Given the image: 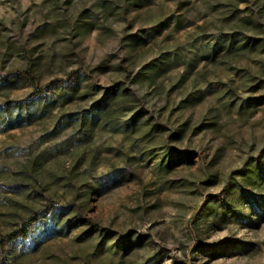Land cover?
I'll return each mask as SVG.
<instances>
[{
    "label": "rangeland",
    "instance_id": "1",
    "mask_svg": "<svg viewBox=\"0 0 264 264\" xmlns=\"http://www.w3.org/2000/svg\"><path fill=\"white\" fill-rule=\"evenodd\" d=\"M66 1L0 0V80L33 58L42 65L40 80L0 90V109L7 99H32L59 82L100 91L49 104L41 116L34 105L31 122L14 112L6 125L0 115V240L34 210L77 206L85 190H97L84 196L85 223L52 236L45 231L15 264H264L262 197L244 203L238 216L197 227L209 200L222 197L233 174L264 151L263 46L201 58L212 33L231 29L229 10L218 4L226 0H157L108 19L91 11L97 0ZM239 8L262 23L249 33L264 36V0ZM85 13L90 24L74 36L70 20ZM162 52L167 62L154 66L155 80L134 82ZM117 82L145 98V117L165 125L163 133L150 138L145 127L114 131L61 116H79ZM170 151L180 156L173 168ZM88 221L102 229L92 232ZM128 235L130 249L114 246ZM6 261L0 253V264Z\"/></svg>",
    "mask_w": 264,
    "mask_h": 264
},
{
    "label": "trees",
    "instance_id": "2",
    "mask_svg": "<svg viewBox=\"0 0 264 264\" xmlns=\"http://www.w3.org/2000/svg\"><path fill=\"white\" fill-rule=\"evenodd\" d=\"M70 1H66L67 5ZM245 1L248 0H226L218 3L226 6L227 10H229L226 18L232 24L230 25L231 29H222L212 33L210 36L211 40L209 39L205 45L201 58L215 60L221 52L230 54L238 51H254L258 45H262L264 48V36H256L250 34L248 31V29L258 27L262 23L257 22L251 15L241 16L240 14L241 10L244 9L239 8V3ZM96 2L91 11L95 13L102 12L105 19H108L110 16L122 18L130 10H141L144 7L155 4L157 0H97ZM67 9V6L63 7V10ZM87 18L88 14L86 15L85 13L83 16L81 15L74 20H70L72 24L70 31L74 36H79L82 28H88L90 22ZM171 19L172 16L167 17L160 22V26H167ZM179 27L177 26V28ZM107 28L114 31L111 26ZM167 57V54L163 53L160 57L144 64L136 73L134 82L139 77H148L155 80L153 76L154 66L166 63ZM41 78V57H36L28 63L24 71H18L15 74L3 77V80H0V90L3 87L13 88L24 83L26 80H40ZM51 87L53 88L49 93L45 92L42 88L39 89V93L32 99L30 95L25 101L15 102L10 99L4 101L2 103L3 109H0L1 122L9 125L14 112H16L20 122L24 119L31 122V110L34 105L40 108L41 116L47 111L49 104L53 105L56 102L65 104L77 97L86 98L97 95L100 92L96 91V88L87 87L81 93L82 89H80L77 83L66 85L64 82H59L53 84ZM261 87L262 82H258L256 85H253L252 89L255 90ZM145 110V98L132 91L124 82H117L103 90L100 99L79 116L74 117L75 113L73 112H65L61 116L64 120H68V122L73 119H81L84 123H86L87 119L93 120L94 123H100L101 126L114 131L127 132L130 130V132H135L145 127L147 131L144 135H149L150 138L155 133H163L166 130V126L161 123L152 124L150 118L145 117ZM180 134V132L175 133L174 137H179ZM169 153L167 166L173 168L179 162L180 156L176 151H170ZM95 190L97 189L93 186L85 190L83 195H81L83 199H81L77 206L49 204L45 209L34 210L29 217H25L16 231L0 240L1 256L3 258L6 257L8 260L4 264H15L24 248L31 250L37 248L43 241L41 236L45 231L49 230V236H52L61 232H67L71 226L80 222L85 223L86 219L82 216V210L86 205V198L84 199V196L86 194L90 195ZM263 190L264 151L255 163L233 174L231 180L227 182L223 189L222 197L217 196L209 200L198 215V229L206 224H218L223 218L240 215L244 203L247 202L250 205H254L259 197L264 199ZM218 201L221 203H218ZM217 215H219L218 218ZM87 224L90 227L89 229L94 233L102 229L93 221H88ZM134 243L135 241L128 235L122 241L116 242L114 246L118 249H130Z\"/></svg>",
    "mask_w": 264,
    "mask_h": 264
}]
</instances>
